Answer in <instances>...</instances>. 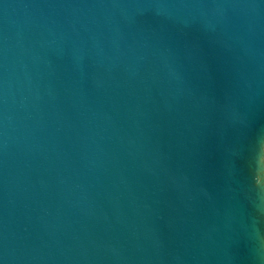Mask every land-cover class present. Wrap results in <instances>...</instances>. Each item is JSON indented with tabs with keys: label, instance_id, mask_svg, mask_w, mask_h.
<instances>
[{
	"label": "water",
	"instance_id": "1",
	"mask_svg": "<svg viewBox=\"0 0 264 264\" xmlns=\"http://www.w3.org/2000/svg\"><path fill=\"white\" fill-rule=\"evenodd\" d=\"M0 264H264V0H0Z\"/></svg>",
	"mask_w": 264,
	"mask_h": 264
}]
</instances>
